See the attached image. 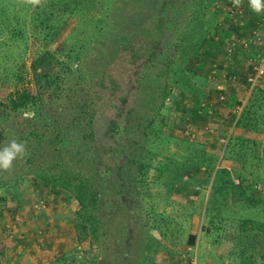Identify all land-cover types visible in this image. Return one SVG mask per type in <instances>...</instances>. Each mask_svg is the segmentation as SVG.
Returning <instances> with one entry per match:
<instances>
[{
  "label": "rangeland",
  "instance_id": "374dc122",
  "mask_svg": "<svg viewBox=\"0 0 264 264\" xmlns=\"http://www.w3.org/2000/svg\"><path fill=\"white\" fill-rule=\"evenodd\" d=\"M45 1L32 6L24 0H0V99L15 88L34 89L35 84L45 83L32 69L33 61L45 49L54 56V74L59 73L62 62L71 70L62 72L58 94L48 88L42 109L31 120V110L5 113L0 108V148L12 140L24 142L27 147L26 155L14 161L11 170H0V182L21 178L10 193L0 187V233L7 236L4 239L19 242L22 219L27 222L32 227L29 235L35 248L30 259L33 264H238L241 249L252 252L264 248V242L259 243L264 237L263 225L257 243L251 240L252 234L241 231L239 220L226 221L222 214L214 221L205 217L203 203L208 197L212 172L204 164L188 171L182 167L183 162L199 165L206 150L209 158L210 154L217 155V165L233 169L238 163L220 157L230 135L241 132L236 121L253 87L245 78L251 59L264 50H257L254 44L244 49L238 41L237 51L230 53V42L247 36L257 25L264 28L263 11L254 12L248 7L249 0H242L241 12L236 13L242 14L244 22L240 32L229 11L232 0H111L108 14H118V19L135 28L143 25L147 15L158 17L152 5L159 8L161 3L167 4L161 18L165 24H172L168 43L171 51L152 69L162 66L168 76L158 86L150 68L144 71L132 107L120 122L117 141L107 144L112 151L105 144L101 159L95 162V155H99L95 142L80 143L81 134L95 125L104 126L102 117L106 120L105 114H111L108 104L113 92L95 90L92 76L80 83L77 73L80 69L84 74L97 70L96 79L100 80L102 71L105 75L110 71L120 80L122 74L114 69L115 60L110 59L116 52L109 46L121 39L112 29L97 35L96 18L102 12V2L92 0L93 7L87 13H66L56 39L47 41L43 34L48 30L46 25L41 28L32 20ZM247 10L252 11L253 17ZM131 31L132 27L125 28L127 36L135 32L129 34ZM100 40L104 41L103 46ZM81 45L85 47L78 60L67 56L68 52H79ZM231 73L236 74V79L229 78ZM226 82L236 91L228 89ZM218 83L224 86L225 99L219 98ZM260 83L264 85V77ZM165 84L169 85L167 89ZM90 98L98 102L84 107V100L88 102ZM208 104L215 109L206 120L199 115L203 114L202 105ZM59 128L67 130L69 146L55 142ZM31 129L36 135H28ZM10 135L14 137L11 139ZM79 145L87 148L86 153L92 152V157L82 153ZM140 161L147 164L143 170L138 166ZM119 162L122 168L117 167ZM40 163L91 178L98 171L95 187L100 188L102 198L89 207L94 222H87L83 239L74 225L81 217L76 213L77 203L63 200L61 188L59 194L56 191L58 185H39L32 180L36 173L33 169ZM174 170L180 177H173ZM263 186L264 181L257 184L260 192ZM260 194L264 197V193ZM241 196L245 197L238 193V198ZM239 206L237 219L249 216L256 220L255 225L264 224V207ZM165 232L168 238L164 240ZM190 233L197 234L193 246L187 243ZM146 248L149 252H145Z\"/></svg>",
  "mask_w": 264,
  "mask_h": 264
},
{
  "label": "trees",
  "instance_id": "16d2710c",
  "mask_svg": "<svg viewBox=\"0 0 264 264\" xmlns=\"http://www.w3.org/2000/svg\"><path fill=\"white\" fill-rule=\"evenodd\" d=\"M101 2L102 12L99 14L100 17L96 18V24L99 25L97 35L108 31V29H112L115 31V35L120 37L121 40L118 38L117 42H115L116 44L112 42L109 49L112 48L116 52L110 59L112 61L115 60L112 64L118 74H122V78L118 80L113 74H110V71L107 75H105V72L102 71V74L99 76L101 77L100 80L96 79V75L99 73L97 70L93 71L90 69L89 72L91 74H84L80 69V72L77 73L81 78L79 80L80 83L85 82L87 78L92 76L91 79H93L92 82H94L95 90H101L106 93L113 92V99L109 101L108 104V108L111 109V114L106 115L104 113L106 120L102 117L104 126L96 128L95 125L94 128L84 129L83 134H81L80 143H89V141L94 140L96 149L99 153L98 156L95 155L94 157L95 162L99 158L101 159V155L104 152L102 148L105 144L106 147L108 146V151H112V146L107 144H109L108 142H111L112 144L117 141V135L120 132V122L126 112H128L132 107L131 105L134 99V93L141 85L140 79L143 76L144 71H148L150 68L152 71L151 74H153L157 79L156 81L158 86L159 82L164 80L163 77L168 76L166 74L167 72H165L167 69L161 68L162 66H158L157 69L154 70L152 69L156 63H160L161 59L164 58L163 56H167V53L171 51L168 43L171 41L170 28L172 25H168V23L165 24L164 18H161L165 8L167 7V4L165 3H161L159 8L156 7V5H152L155 9V15H158V17L152 19V15H147V17L141 22V24H143L141 26L144 28L141 26L135 28L132 25H128L125 20L118 19V14L114 17H112L113 14L111 16L108 14L111 0H101ZM82 5L84 7H82ZM148 5H150V2H148ZM92 7V0H46L45 6H38V10L34 12V15L36 16H33L32 20L36 26L41 28L43 27V24H45L48 30L43 33L44 38H47V41H53L56 39V34L65 21V18L63 17L66 13L70 15L81 10H84V13H87V11L92 9ZM251 12L252 11H248V13ZM127 26L132 27V31L129 34L135 31L129 36L125 34V28ZM236 29L238 28L236 27ZM239 29L240 32L243 31V29ZM99 43L102 45L104 41L100 40ZM84 47L85 46L81 45L79 52H73L72 54H69L68 52L67 56L74 57L75 61L78 60L81 55L80 53L82 48ZM119 57L126 58L127 61L125 63L120 62L121 59ZM53 59L54 56L52 55V52L47 49L39 53L37 59H35L32 63V69L33 73L36 76L39 75L40 78H43L45 83L41 86L38 84L36 86L35 84L34 89L30 86L15 88L9 92L5 99H0L1 111L5 113H12L21 112L23 110H31L33 115L28 117V120L37 116L39 111L42 109L44 93H47L48 88L52 87L54 94H58V87H61L59 80L63 77L61 76L63 75L62 72L71 71L70 68H66L65 64L62 62L63 66L61 70L59 73L54 74V66L51 62ZM162 63L165 65L168 64V62ZM103 65L104 64L101 66ZM97 67H99L98 64ZM245 81L248 80L245 78ZM88 82L90 81L88 80ZM149 83L150 82L147 81V84ZM84 85L86 84L84 83ZM167 87H169V85L165 84L166 89ZM251 89L250 97L242 110L239 119L236 121L241 132L236 134L235 131V133L230 135L224 148L223 155L220 157L221 160L229 159L234 162H238L236 164L237 167L235 166L233 169H230L217 165V155L210 154L209 158V152H206L207 150H201V152L204 151V155L201 158L200 164H197L198 166L183 162L182 167L184 170L188 171L192 167H196L195 169H198L200 165L204 164L206 169H209L212 172L211 175H213V177L210 183L208 197L206 202L204 201L205 203H203L205 206V217H209L211 221H214V219L218 217V214H222V217L225 216L224 218L226 221L233 222V220H239V227L241 228V231L252 234L253 238H251V240L258 243L259 234L261 233V229L264 224L255 225L254 222H256V220L249 216H240L238 219L236 217L237 215L235 216V214H237L238 204L240 205L239 207H264V197H261L260 194L264 193V186L262 188V192H260V189L257 188V184L264 181V85L258 83L253 85ZM51 97L52 95L50 94V98ZM97 102L98 100L96 101L90 98L88 102L87 100H84L83 106L89 107ZM161 103H163V101ZM210 108H212V110ZM214 109L213 104L202 105L203 114L199 116L207 120L211 117ZM197 110L198 108L195 107L194 111L196 112ZM210 110L211 113H209ZM2 116L3 114L0 113V117ZM184 128L185 126L183 129ZM34 131L35 130L32 129L29 130L28 135H36V132ZM66 131L67 130L62 128L56 130L54 139L56 140L55 142L57 145H70ZM221 135H223V133H221ZM9 137L12 139L14 135H10ZM126 147H128V145H126ZM213 147L215 148V146ZM77 148L81 149V145ZM120 148H123L122 144L120 145ZM199 148L201 149V147ZM86 149L87 148L81 149L82 153L92 157V152L86 153ZM135 151L133 152V156ZM119 152H121V149ZM191 157L192 156H189V158ZM122 166V163L119 162L117 167L122 168ZM138 166L143 170L147 164L140 161L138 162ZM33 170L36 173L34 174L35 178H32V180L35 181L36 184L41 185L43 182H51L54 186L58 185L59 188L56 191L59 194L61 188V192L63 191L61 194L63 200L65 199L68 202L77 203L78 209L76 210V213L81 214V217L79 216L80 220H76L74 225L76 232L80 236L79 238L83 239L82 234L84 233V235H87V222L91 224L94 222V218L91 216L92 213H90L89 207H94V205H96V203L102 198L100 188H98V186L95 187L94 177L98 176V171L95 172L94 175L92 174L93 176L91 178L90 176L86 177L80 172L69 173L63 168H60L59 166L57 168L54 164L49 163H47L46 166L40 163ZM173 174V177H180L177 175V171L175 172V170ZM236 179H238L237 182ZM20 180L21 178L19 177L11 180H4L0 182V187L6 188L8 193H10L11 187H13ZM173 187L174 186L171 185V188ZM122 193L123 192H121V194ZM238 193L244 195L245 197L241 196L238 198ZM56 197H59V195ZM56 197H54V199H56ZM117 198L120 199L121 197L117 196ZM262 199L263 201H261ZM82 211H85L86 214ZM51 225V223L48 224V226ZM164 236V240L168 238L166 232ZM196 242L197 234L190 233L187 238V243L193 246ZM262 242H264V237L259 243ZM147 249L149 248H146L145 252H149ZM238 254L240 261L238 264H264V248H260V250L252 252L243 248L238 252Z\"/></svg>",
  "mask_w": 264,
  "mask_h": 264
},
{
  "label": "built area",
  "instance_id": "2783aa9c",
  "mask_svg": "<svg viewBox=\"0 0 264 264\" xmlns=\"http://www.w3.org/2000/svg\"><path fill=\"white\" fill-rule=\"evenodd\" d=\"M248 7L251 8L249 4H248ZM229 11H230V14L234 17V20L236 23L235 25L243 29L244 22L241 20L242 14H236L237 11L241 12V9L239 7H234L233 4H231V6L229 7ZM238 41H240L244 49H248L254 44L256 45L257 50H264V28L263 26L257 25L250 31V33L247 36L237 37L235 38V40H232L230 42V45H231V48L229 49L230 53L237 51V48L239 47ZM251 60L253 61L247 73V80L249 81L250 84L256 85L264 77V52L260 54L259 53L256 54V56L252 58ZM216 70H218L217 66H215L213 70L214 77L217 76ZM223 75L225 76L226 74H223ZM236 77L237 76L234 73H231L229 76V78H232V79H236ZM220 84L222 83H218L216 86L220 93L219 98L225 99L226 96L223 93L224 86L223 84L222 85ZM202 103L206 104V102H202ZM210 109L212 110V108ZM211 110L209 111V113H211Z\"/></svg>",
  "mask_w": 264,
  "mask_h": 264
},
{
  "label": "crops",
  "instance_id": "0c3cea01",
  "mask_svg": "<svg viewBox=\"0 0 264 264\" xmlns=\"http://www.w3.org/2000/svg\"><path fill=\"white\" fill-rule=\"evenodd\" d=\"M263 14H264V11H263ZM254 15H258V14L254 13ZM250 16L253 17L252 14H250ZM226 87H228V89H230L231 91H236L234 90V86H232V84L230 86L229 84H227V82H226ZM23 221L24 220L22 219V222L20 225L21 227L20 230L22 234H21V238H19L20 239L19 242L18 241L14 242L9 239H4L5 237L7 238V236L5 234L0 233V256H1L0 264H33V260H30V259H31V256H34V255H31V252L35 248H33L34 247L33 242H32L33 240L31 236L29 235V232L32 229V227L29 228V224ZM27 234L29 236L26 238ZM48 242L50 241L48 240ZM5 252H9V254Z\"/></svg>",
  "mask_w": 264,
  "mask_h": 264
},
{
  "label": "clouds",
  "instance_id": "9594fccd",
  "mask_svg": "<svg viewBox=\"0 0 264 264\" xmlns=\"http://www.w3.org/2000/svg\"><path fill=\"white\" fill-rule=\"evenodd\" d=\"M26 4L37 6L41 4V0H24ZM242 0H232L234 7H239ZM251 9L260 13L264 11V0H249ZM27 147L24 142L12 140L10 143L0 148V170L9 171L13 168L14 161L26 155Z\"/></svg>",
  "mask_w": 264,
  "mask_h": 264
}]
</instances>
